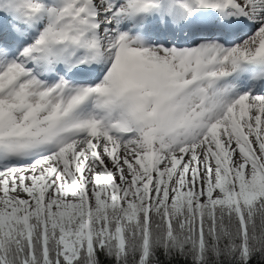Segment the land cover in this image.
<instances>
[{
	"label": "snow or ice",
	"instance_id": "1",
	"mask_svg": "<svg viewBox=\"0 0 264 264\" xmlns=\"http://www.w3.org/2000/svg\"><path fill=\"white\" fill-rule=\"evenodd\" d=\"M0 264H264V0H0Z\"/></svg>",
	"mask_w": 264,
	"mask_h": 264
}]
</instances>
